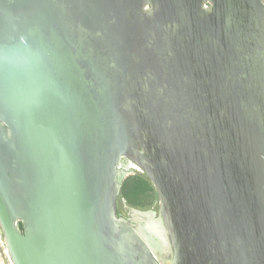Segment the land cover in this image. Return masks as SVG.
<instances>
[{"label":"water","instance_id":"water-1","mask_svg":"<svg viewBox=\"0 0 264 264\" xmlns=\"http://www.w3.org/2000/svg\"><path fill=\"white\" fill-rule=\"evenodd\" d=\"M137 173L158 212L124 217ZM0 232L12 264H264V0H0Z\"/></svg>","mask_w":264,"mask_h":264},{"label":"trees","instance_id":"trees-1","mask_svg":"<svg viewBox=\"0 0 264 264\" xmlns=\"http://www.w3.org/2000/svg\"><path fill=\"white\" fill-rule=\"evenodd\" d=\"M120 195L129 206L147 208L148 201L156 196V192L146 176L137 174L125 180Z\"/></svg>","mask_w":264,"mask_h":264},{"label":"rangeland","instance_id":"rangeland-1","mask_svg":"<svg viewBox=\"0 0 264 264\" xmlns=\"http://www.w3.org/2000/svg\"><path fill=\"white\" fill-rule=\"evenodd\" d=\"M138 174V173H137ZM136 174V175H137ZM132 176H134V175H132ZM124 200L121 198V195H120V197H119V209L118 210H120V212H122L124 215H127L128 214V208L125 206V204H124V202H123ZM149 203H148V206H147V208H136V209H138V210H141V211H148V210H154V211H156V212H158V197H157V195L156 196H154L150 201H148ZM128 205V204H127ZM129 206V205H128ZM129 207H132V206H129ZM133 208H135V207H133ZM2 237H1V232H0V239H1ZM2 252H3V250H2ZM6 253V252H5ZM3 260V259H2ZM1 259H0V264H5L4 263V261H2Z\"/></svg>","mask_w":264,"mask_h":264},{"label":"flooded vegetation","instance_id":"flooded-vegetation-1","mask_svg":"<svg viewBox=\"0 0 264 264\" xmlns=\"http://www.w3.org/2000/svg\"><path fill=\"white\" fill-rule=\"evenodd\" d=\"M119 214L121 216H124V217L127 216V215H124L122 212H120V210H119ZM2 250H3V252H2ZM0 259L1 260L3 259L2 261H4L5 264H12L10 259H9L8 254H7V249H6V247L2 241V238L0 239Z\"/></svg>","mask_w":264,"mask_h":264}]
</instances>
